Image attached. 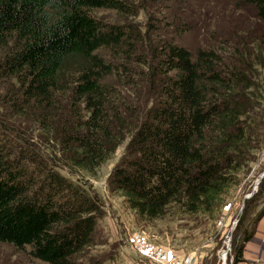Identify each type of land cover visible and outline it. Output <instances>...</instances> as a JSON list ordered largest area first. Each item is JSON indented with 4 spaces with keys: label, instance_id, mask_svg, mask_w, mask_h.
Instances as JSON below:
<instances>
[{
    "label": "trees",
    "instance_id": "trees-1",
    "mask_svg": "<svg viewBox=\"0 0 264 264\" xmlns=\"http://www.w3.org/2000/svg\"><path fill=\"white\" fill-rule=\"evenodd\" d=\"M232 1L264 27V0ZM101 9L123 20L95 17ZM139 13L124 0H0V79L18 86L0 99L14 116L0 118V243L41 264L104 262L84 259L102 244L105 206L61 170L95 176L127 142L108 187L151 221L171 206L219 212L264 152V32L192 53L152 41ZM263 217L264 179L245 202L232 264Z\"/></svg>",
    "mask_w": 264,
    "mask_h": 264
},
{
    "label": "rangeland",
    "instance_id": "rangeland-1",
    "mask_svg": "<svg viewBox=\"0 0 264 264\" xmlns=\"http://www.w3.org/2000/svg\"><path fill=\"white\" fill-rule=\"evenodd\" d=\"M124 1L139 7L140 13L136 22L144 32L148 30L149 23L153 27L152 41L174 42L192 53L212 48L233 33L264 32V27L257 22L254 9L240 8L232 0ZM94 15L107 23H119L123 20V16L113 10H96ZM183 24L190 28L183 36H179L177 29ZM143 44L147 46L148 40L145 39ZM10 83L0 79V99L8 94L13 95L14 89H17L16 81ZM5 116L13 124L9 119L12 118L13 112L6 111L0 102V118H6ZM20 121L17 124L19 128L31 136L37 135L38 131L27 119ZM126 145L127 142L95 176H73L66 169L61 170L70 181L81 184L89 192L96 193L105 206L106 215L101 219L96 234L97 240L102 244L90 248L84 262L88 263V259L93 258L104 261L103 264H114L113 260H118V257L120 259L119 251L122 248L132 252L131 245L144 240L179 256H195L196 264H232L234 244L243 233L236 231L237 226L234 228V223L242 219L245 198L254 191L258 178L264 173V152L253 171L247 176H242L244 179L242 186L230 191L225 206L219 212L212 215H191L176 206H171L162 218L150 221L139 218L129 208L124 198L118 193L111 192L108 187V178L124 155ZM253 215L248 219L251 220ZM246 224L245 226L250 228L248 220ZM131 254L128 256L137 264V258ZM0 264L41 263L30 258L26 252H21L9 244L0 243Z\"/></svg>",
    "mask_w": 264,
    "mask_h": 264
},
{
    "label": "built area",
    "instance_id": "built-area-1",
    "mask_svg": "<svg viewBox=\"0 0 264 264\" xmlns=\"http://www.w3.org/2000/svg\"><path fill=\"white\" fill-rule=\"evenodd\" d=\"M137 264H196L195 256H179L144 240L131 245Z\"/></svg>",
    "mask_w": 264,
    "mask_h": 264
},
{
    "label": "crops",
    "instance_id": "crops-1",
    "mask_svg": "<svg viewBox=\"0 0 264 264\" xmlns=\"http://www.w3.org/2000/svg\"><path fill=\"white\" fill-rule=\"evenodd\" d=\"M127 250V251H126ZM131 254L128 249H121L120 259L113 261L114 264H136L128 256ZM133 254V253H132ZM131 254V255H132ZM134 255V254H133ZM116 257V258H117ZM244 261L239 264H264V217L258 223L255 236L246 244L243 251Z\"/></svg>",
    "mask_w": 264,
    "mask_h": 264
},
{
    "label": "water",
    "instance_id": "water-1",
    "mask_svg": "<svg viewBox=\"0 0 264 264\" xmlns=\"http://www.w3.org/2000/svg\"><path fill=\"white\" fill-rule=\"evenodd\" d=\"M263 179H264V173L258 178V180H257V182H256V187H255L254 191H253L249 196H247V197L245 198V200L250 199V198L255 194V192L258 191L259 185L261 184V182L263 181ZM244 206H245V204H244ZM243 209H244V207H243ZM238 223H239V220H237V221L234 223V228L238 225ZM230 241H231V238H229V243H230Z\"/></svg>",
    "mask_w": 264,
    "mask_h": 264
}]
</instances>
